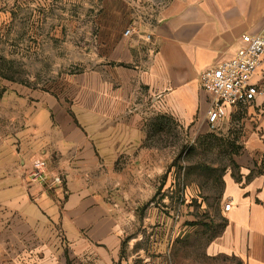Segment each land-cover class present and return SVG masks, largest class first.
<instances>
[{
	"label": "crops",
	"instance_id": "1",
	"mask_svg": "<svg viewBox=\"0 0 264 264\" xmlns=\"http://www.w3.org/2000/svg\"><path fill=\"white\" fill-rule=\"evenodd\" d=\"M263 29L264 0H168L154 23L141 26L146 35L116 36L112 57L128 73L112 87L100 82L97 99L84 102L80 118L56 100L37 102L20 146L0 145L5 161L0 263L173 264L172 227L154 230L143 224L138 228L146 234L131 236L128 229L134 226L118 222L122 208L111 200L152 199L155 163L144 146L145 123L153 116L183 125L206 121L214 100L200 87L199 75L230 60L243 46V36ZM252 83L264 89V57ZM138 89L146 91L151 111L137 105ZM51 106L59 110L52 112ZM238 109L227 107L226 119ZM248 112L255 123L245 125L236 160L239 180L225 178L224 200L232 204L224 213L228 224L209 255L264 264V173L258 158L264 154V97ZM121 156L128 157L125 170L117 169ZM34 159L45 160L49 176L61 175L62 184H30Z\"/></svg>",
	"mask_w": 264,
	"mask_h": 264
},
{
	"label": "rangeland",
	"instance_id": "2",
	"mask_svg": "<svg viewBox=\"0 0 264 264\" xmlns=\"http://www.w3.org/2000/svg\"><path fill=\"white\" fill-rule=\"evenodd\" d=\"M1 1L0 145L15 148L20 146V135L31 127L37 102L56 100L59 107L80 118L84 102L97 99L100 82L115 86L128 69L113 60L114 39L126 29L146 35L141 26L154 23L159 9L168 2ZM130 90L127 88L128 95ZM136 98L138 106L151 111L144 89L137 90ZM51 107L52 112L59 110ZM248 108H239L215 132L209 130L207 120L183 125L173 118H149L144 146L152 150L155 163L153 197L111 200L122 208V215H116L118 222L134 226L128 229L129 235H145L138 228L143 224L154 230L170 225L173 264H243L236 257L211 256L209 248L228 224L225 178L240 177L236 160L242 154L245 125L255 123ZM258 156L263 172L264 154ZM3 163L0 153V167ZM127 165L128 157L121 156L117 169L125 170Z\"/></svg>",
	"mask_w": 264,
	"mask_h": 264
},
{
	"label": "built area",
	"instance_id": "3",
	"mask_svg": "<svg viewBox=\"0 0 264 264\" xmlns=\"http://www.w3.org/2000/svg\"><path fill=\"white\" fill-rule=\"evenodd\" d=\"M132 30L126 29L124 36H131ZM243 46L234 56L212 69L199 75L200 87L213 97V104L207 114V124L215 132L227 118V107L242 108L252 105L257 98L264 97V89L252 83L264 57V29L257 35H245ZM30 184L41 183L49 187L62 184V176L50 177L47 164L43 159H34L28 173ZM232 208L231 203L224 205V211Z\"/></svg>",
	"mask_w": 264,
	"mask_h": 264
},
{
	"label": "trees",
	"instance_id": "4",
	"mask_svg": "<svg viewBox=\"0 0 264 264\" xmlns=\"http://www.w3.org/2000/svg\"><path fill=\"white\" fill-rule=\"evenodd\" d=\"M241 152H242V149H241ZM261 168V167H260ZM262 174L264 173V171L263 172H261Z\"/></svg>",
	"mask_w": 264,
	"mask_h": 264
}]
</instances>
